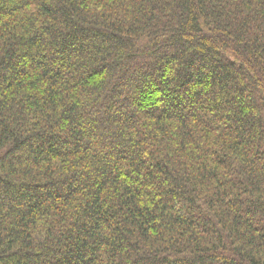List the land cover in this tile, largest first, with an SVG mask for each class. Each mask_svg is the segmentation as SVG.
<instances>
[{
    "label": "trees",
    "instance_id": "trees-1",
    "mask_svg": "<svg viewBox=\"0 0 264 264\" xmlns=\"http://www.w3.org/2000/svg\"><path fill=\"white\" fill-rule=\"evenodd\" d=\"M0 264H264V0H0Z\"/></svg>",
    "mask_w": 264,
    "mask_h": 264
}]
</instances>
